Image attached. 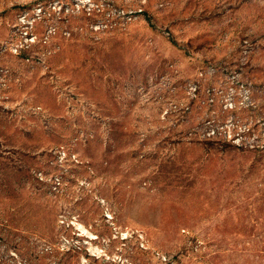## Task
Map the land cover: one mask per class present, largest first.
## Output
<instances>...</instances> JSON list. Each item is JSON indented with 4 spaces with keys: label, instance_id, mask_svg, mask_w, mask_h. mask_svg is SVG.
<instances>
[{
    "label": "rangeland",
    "instance_id": "rangeland-1",
    "mask_svg": "<svg viewBox=\"0 0 264 264\" xmlns=\"http://www.w3.org/2000/svg\"><path fill=\"white\" fill-rule=\"evenodd\" d=\"M0 264H264V0H0Z\"/></svg>",
    "mask_w": 264,
    "mask_h": 264
},
{
    "label": "built area",
    "instance_id": "built-area-1",
    "mask_svg": "<svg viewBox=\"0 0 264 264\" xmlns=\"http://www.w3.org/2000/svg\"><path fill=\"white\" fill-rule=\"evenodd\" d=\"M163 258H165L164 256H162Z\"/></svg>",
    "mask_w": 264,
    "mask_h": 264
}]
</instances>
